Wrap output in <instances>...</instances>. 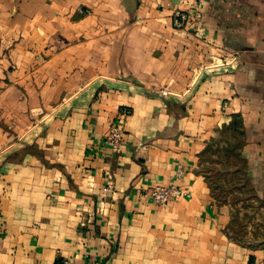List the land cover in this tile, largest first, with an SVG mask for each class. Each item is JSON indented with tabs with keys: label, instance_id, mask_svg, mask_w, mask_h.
Listing matches in <instances>:
<instances>
[{
	"label": "crops",
	"instance_id": "1",
	"mask_svg": "<svg viewBox=\"0 0 264 264\" xmlns=\"http://www.w3.org/2000/svg\"><path fill=\"white\" fill-rule=\"evenodd\" d=\"M263 258L264 0H0V264Z\"/></svg>",
	"mask_w": 264,
	"mask_h": 264
},
{
	"label": "built area",
	"instance_id": "2",
	"mask_svg": "<svg viewBox=\"0 0 264 264\" xmlns=\"http://www.w3.org/2000/svg\"><path fill=\"white\" fill-rule=\"evenodd\" d=\"M187 19L188 18L186 12L176 11L174 12L173 26L175 28H183L187 22ZM122 139H123L122 127L116 123H111L105 134V141L109 146L111 152L115 154L120 152L122 147ZM106 179H107V185L104 191H110L113 189V185L111 182V176L108 173L106 175ZM145 194L147 195L149 200H151V202L157 205L165 204L172 199L186 198L190 196L188 191L173 184H170L168 186H155L150 190H148ZM64 264H69V262L66 260L64 261ZM256 264H264V258L259 262H257Z\"/></svg>",
	"mask_w": 264,
	"mask_h": 264
},
{
	"label": "rangeland",
	"instance_id": "3",
	"mask_svg": "<svg viewBox=\"0 0 264 264\" xmlns=\"http://www.w3.org/2000/svg\"><path fill=\"white\" fill-rule=\"evenodd\" d=\"M217 172L222 173V172H224V171H217ZM219 173H218V174H219ZM218 176L221 178V176H223V174H219ZM221 181H224V178H222ZM227 187H228V185H226V188H225L226 190H228Z\"/></svg>",
	"mask_w": 264,
	"mask_h": 264
}]
</instances>
